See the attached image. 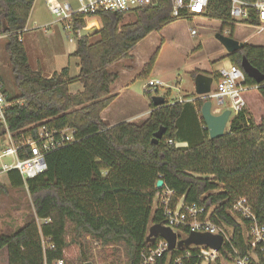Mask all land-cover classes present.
<instances>
[{
	"label": "trees",
	"instance_id": "16d2710c",
	"mask_svg": "<svg viewBox=\"0 0 264 264\" xmlns=\"http://www.w3.org/2000/svg\"><path fill=\"white\" fill-rule=\"evenodd\" d=\"M33 4L34 0H0L3 53L16 90L12 98L5 92L12 104L5 110L6 128L15 138H35L37 125L46 122L74 129L79 141L48 154L42 175L24 182L17 172H9V187L0 183V195L25 187L34 213L15 233L0 235V251H7L8 264L59 260L68 264L64 253L70 245L79 248L81 264H94L90 242L111 250L112 256L120 258L117 264H140V253L148 245V227L161 222L160 211H152L159 180L184 203L213 207V221L235 228L226 211L244 197L264 224V115L255 123L240 112L225 135L215 140L209 139L201 118L203 100L165 101L154 107L149 98L152 112L141 125L122 122L109 127L100 117L117 98L112 88L119 71L111 68L126 60L130 64L122 68L132 71L137 45L152 32L181 20L171 18L170 0H155L131 12L98 11L92 15L101 25L94 43L83 32L84 17L72 16L75 50L70 57L78 60L79 73L69 77L65 67L49 78L32 69L20 40ZM229 10L228 0H209L204 17L227 24ZM128 13L135 20L122 25ZM249 23L257 25L253 15ZM158 53L159 49L144 66L140 80L148 79ZM227 58L240 69L245 58L264 76V46L244 45ZM76 84L82 91L71 93L69 87ZM244 84L256 86L246 75ZM256 90L264 101V86ZM160 129L162 138L153 144ZM5 133L0 124V138ZM38 221L45 222L39 225ZM234 240L240 247L239 229Z\"/></svg>",
	"mask_w": 264,
	"mask_h": 264
},
{
	"label": "built area",
	"instance_id": "2783aa9c",
	"mask_svg": "<svg viewBox=\"0 0 264 264\" xmlns=\"http://www.w3.org/2000/svg\"><path fill=\"white\" fill-rule=\"evenodd\" d=\"M155 0H76L72 7L57 0H45L50 15L58 22L67 23L65 29H71L72 16H83L87 19L98 11L114 13L131 12L135 9L150 5ZM172 4V19H188L204 17L209 0H170ZM230 2V24L245 25L264 31V0H254L252 3L240 0ZM251 15L255 17L257 25L249 23ZM191 31V35H195ZM216 76L218 80L212 83L208 94L201 96V100L210 101L213 112H220L229 101L230 117L232 119L243 112L246 101L244 93L255 87L246 86L245 75L240 68L230 65L222 69ZM163 84L149 81L145 85L148 93L156 92ZM194 99L179 102H194ZM19 103V102H17ZM214 103L216 107H214ZM12 105L8 102L5 89L0 80V124L5 128V135L0 138V175L17 172L21 179L38 177L47 170L45 157L59 149L75 144L79 141L74 129L58 128L53 124L42 122L37 125L36 137L20 136L15 138L6 128L5 110ZM231 121L229 122V120ZM228 125V124H227ZM171 143V142H170ZM185 144H175L176 148H184ZM153 209L160 211V226L169 229L176 235V241L185 240L191 234L210 235L221 238V245L214 250L206 245H191L182 249L169 251L168 244L160 237L153 239L140 253V264H264V224L258 221L253 207L246 198L236 199L226 213L234 224L223 221H213L214 208L202 207L196 204H186L183 198H177L174 192L163 186L155 195ZM237 229L240 231L241 246L234 240ZM53 250V246H47ZM242 249V250H241ZM53 264H63L62 260Z\"/></svg>",
	"mask_w": 264,
	"mask_h": 264
},
{
	"label": "rangeland",
	"instance_id": "374dc122",
	"mask_svg": "<svg viewBox=\"0 0 264 264\" xmlns=\"http://www.w3.org/2000/svg\"><path fill=\"white\" fill-rule=\"evenodd\" d=\"M57 1L70 4L72 7L76 4V0ZM199 19L201 18L178 20L159 32H152L137 45L135 56L139 58L142 55L143 58L151 57L159 49L157 62L154 64L155 70H152L150 79H159V81L161 80L165 84L162 85L163 88H158V93H148L145 89V84L148 80H140L138 77H134L128 85V90L120 92L118 100L111 108L112 113L118 119L116 120L118 123L126 122L128 119H136L134 120V124L141 125L143 120L137 119V117L146 112L144 110V102H149V98L153 96L164 98L166 93L169 92V97L165 98V101L168 103H174L183 98L188 100L191 95L195 94L194 82L189 74L191 71L200 70L202 71L201 74L209 73L211 76H214L222 69H228L231 62L224 56L226 51L216 41V35L220 34L232 37V39L244 45H264V31L260 29L245 25L233 26L230 23L224 24L210 19L206 21ZM56 20L57 18L48 12L43 0L36 1L27 22V30L29 31H25L22 36L24 45L27 48L28 61L31 66H36V62L39 61V63L43 64L45 72L48 71L47 69H50L48 67H68L71 77H75L79 73L77 67L78 60L72 57L69 58L67 55L69 42L75 41L72 29L64 28L68 22L56 23ZM134 20V15L128 13L124 16L122 25L132 23ZM85 22L86 27L83 32L90 36V43H94L98 40L95 33L101 28L100 22L97 18L87 19ZM92 22H96L98 24L97 27L88 29V25ZM45 23H51L50 27L44 28L41 26ZM191 31H195L196 35L192 36ZM66 36L70 41L66 39ZM4 43L5 39L0 38V80L7 96L12 98L16 94V90L13 85L9 64L3 53ZM129 64L130 62L125 60L111 69L119 71L123 69V66ZM77 86L78 84L73 86L71 90H75ZM112 94H115L114 90H112ZM243 97L246 101L243 112L247 118L252 119L255 123H259L261 117L264 115V101L258 91L250 89L244 93ZM213 106L216 107V104L214 103ZM228 107L229 101H226L220 112L212 111V113L220 115L223 109H227ZM228 128L229 123L225 132L228 131ZM0 183L8 184L5 174L0 175ZM0 196V198L7 202L19 205L24 217H27L31 213L32 207L25 188L10 189ZM90 251L94 258V264H117L120 260L119 257L112 256L111 250H104L97 243L90 242ZM64 254L68 264H81L78 260L80 250L77 246L70 245ZM63 264L66 263L64 262Z\"/></svg>",
	"mask_w": 264,
	"mask_h": 264
},
{
	"label": "water",
	"instance_id": "95a60500",
	"mask_svg": "<svg viewBox=\"0 0 264 264\" xmlns=\"http://www.w3.org/2000/svg\"><path fill=\"white\" fill-rule=\"evenodd\" d=\"M215 39L224 48L228 55L234 54L244 47V44L239 43L231 37H226L219 34L215 36ZM240 67L243 73L247 77L253 79L256 84L259 85L264 81V76L259 73L258 70L253 68L245 58H242ZM212 82L213 79L210 76H206L203 74L196 75V77L194 78L195 96L199 98L208 94ZM151 102L154 107H159L165 104V99L161 96H153L151 98ZM200 114L205 124V128L208 131L210 140L219 139L225 135V129L230 117V111L225 110L220 115H213L211 113V102L206 101L201 107ZM163 131V129H160L154 134L152 140L153 144H157L159 142V140L162 138ZM162 186L163 182L159 180L156 184V189L159 190ZM156 237H160L167 242L169 251H172L176 248L182 249L191 245H206L214 250H218L221 245L220 237L198 234H191L187 239L177 242L176 235L169 229L164 228L159 224L150 226L146 237V243H151Z\"/></svg>",
	"mask_w": 264,
	"mask_h": 264
},
{
	"label": "crops",
	"instance_id": "0c3cea01",
	"mask_svg": "<svg viewBox=\"0 0 264 264\" xmlns=\"http://www.w3.org/2000/svg\"><path fill=\"white\" fill-rule=\"evenodd\" d=\"M36 1H38V0H34V4H33V7H32V10H31V12L33 11V9H34V6H35V4H36ZM44 1V3H45V0H43ZM199 18H201V19H199V20H209V19H207V18H205V17H199ZM193 19V18H192ZM212 21H217V20H212ZM56 23H62V22H58L57 20H56ZM50 25H51V23H49V24H47V23H45L44 25H41V26H43L44 28H47V27H50ZM98 25V24H97ZM234 26V25H233ZM164 29V28H163ZM27 32V31H29V30H27V25H26V27H25V29H24V31L22 32V34H21V36H20V40L22 41V43H23V45H24V42H23V33L24 32ZM196 35V34H195ZM192 36H194V35H192ZM0 38H2V39H5V37L4 36H0ZM232 38V37H231ZM66 39L68 40V41H70L69 40V38L66 36ZM146 39V38H145ZM142 42V41H141ZM70 44H69V50H68V52H67V55H68V57L70 58V55L73 53V51L75 50V41H70L69 42ZM252 46H254V45H252ZM262 46H264V45H262ZM24 48H25V50H26V53H27V48H26V46L24 45ZM135 52L136 51H134L133 53H132V56H133V62L131 63V67L133 68V70L132 71H127V70H125V69H121V70H119V79H118V81H117V83H116V85L115 86H113V88H112V90H114V93H115V95H117V98H116V100L111 104V105H109L103 112H102V114H101V119H102V121H104L109 127H112V126H115V125H117V124H119L116 120H118L117 119V117L116 116H114V114L112 113V110H111V108H112V106L114 105V103L118 100V98H119V95H120V92L122 91V90H128V85H129V83L132 81V79L134 78V77H139L141 74H142V71H143V68H144V66L149 62V60H150V58L152 57V55L156 52H154L152 55H151V57H144L143 58V55L139 58V57H136L135 56ZM227 53L224 55L225 57H227ZM27 57H28V53H27ZM156 62H157V59H156ZM30 64V63H29ZM31 66V65H30ZM32 67V69L33 70H37V69H40L41 71H42V74H43V76L45 77V78H49L54 72H60V70L61 69H63L62 67H54V68H52V67H48V68H50V69H47L48 71L47 72H45V70H44V66H43V64H41V63H39V61H37L36 62V66H31ZM155 67V66H154ZM154 67H153V71L155 70L154 69ZM152 71V72H153ZM151 72V73H152ZM195 72H197V75L198 74H201V72L202 71H200V70H194V71H191L189 74L191 75V77H192V74L193 73H195ZM134 74H136V75H134ZM203 75H206V76H210L211 78L213 77V76H211L209 73H206V74H203ZM151 74L149 75V77H148V82L149 81H154V80H158L159 81V79H150L151 77ZM69 77H71V75H70V70H69ZM196 77V76H195ZM193 79V82H194V78H192ZM147 82V83H148ZM160 82L164 85L165 83L163 82V81H161L160 80ZM214 82H216V81H214ZM213 82V83H214ZM146 83V84H147ZM145 84V85H146ZM73 86H75V85H71L70 87H69V90H70V92L71 93H77V92H81L82 91V88H81V86L80 85H78L77 86V88H75V90H71L72 89V87ZM80 86V87H79ZM166 86V85H165ZM193 86H194V84H193ZM212 86V85H211ZM163 88V87H162ZM167 89H170L169 87H166ZM166 89V90H167ZM158 91V90H157ZM170 91V90H169ZM167 93H169V92H167ZM166 93V94H167ZM182 97H184V96H182ZM188 97V96H187ZM193 97H195V94L194 95H191L190 96V98L189 99H193ZM188 99V100H189ZM183 100H185L184 98H183ZM144 110L146 111V112H144L143 114H141L139 117H137V119H142L143 120V122L149 117V115L151 114V112H152V108H151V104H150V100H149V102H144ZM134 120H136V119H128L127 121H126V123H131V124H134ZM122 123V122H121ZM6 175V177H7V181H8V176H7V174H5ZM2 185H4L5 187H9V182H8V184H2ZM25 188V187H24ZM19 189V188H18ZM26 189V188H25ZM1 197V196H0ZM23 212L21 211V207L18 205H14L13 203H10V202H7L6 200H4V199H2V198H0V235H10V234H13L14 233V231L16 230V231H18L19 229H21L32 217H33V210L31 211V213L30 214H28L27 215V217H24V215L22 214ZM45 221H38L37 223L40 225V224H42V223H44ZM15 231V232H16ZM0 264H8V259H7V251L4 249V250H2V251H0Z\"/></svg>",
	"mask_w": 264,
	"mask_h": 264
},
{
	"label": "bare ground",
	"instance_id": "6f19581e",
	"mask_svg": "<svg viewBox=\"0 0 264 264\" xmlns=\"http://www.w3.org/2000/svg\"><path fill=\"white\" fill-rule=\"evenodd\" d=\"M182 20H188V19H182ZM97 27V23L96 22H92V23H90L89 25H88V29H91V28H96ZM88 31V30H87ZM89 32H91V31H89ZM243 72V71H242ZM245 75V74H244ZM212 79H213V77H212ZM215 80L213 79V82H214ZM212 82V83H213ZM257 86H259V85H263V82L261 83V84H256ZM255 87V86H254ZM211 88V87H210ZM192 99V98H191ZM193 99L194 100H201V98L199 97H193ZM179 102V101H178ZM204 102H206V101H204ZM225 110H228V109H223V111H225ZM229 111V110H228ZM211 113H212V104H211ZM213 114V113H212ZM213 115H216V114H213Z\"/></svg>",
	"mask_w": 264,
	"mask_h": 264
}]
</instances>
